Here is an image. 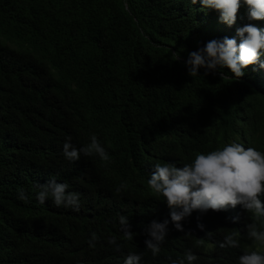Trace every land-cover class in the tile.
<instances>
[{
	"label": "trees",
	"instance_id": "16d2710c",
	"mask_svg": "<svg viewBox=\"0 0 264 264\" xmlns=\"http://www.w3.org/2000/svg\"><path fill=\"white\" fill-rule=\"evenodd\" d=\"M219 17L199 0H0V264H125L130 253L143 254L140 264H189V250L192 264H239L245 252L264 253L246 227L264 231V218L240 205L193 210L179 231L148 185L155 164L183 167L232 142L264 154V50L239 79L226 67L187 73L189 53L208 41L239 44L238 28H264L244 0L234 24ZM93 134L107 164L64 157L66 138L79 149ZM50 178L80 194L79 211L37 202ZM154 219L169 220L156 256L144 231ZM232 233L239 247L220 248Z\"/></svg>",
	"mask_w": 264,
	"mask_h": 264
},
{
	"label": "clouds",
	"instance_id": "9594fccd",
	"mask_svg": "<svg viewBox=\"0 0 264 264\" xmlns=\"http://www.w3.org/2000/svg\"><path fill=\"white\" fill-rule=\"evenodd\" d=\"M202 9H216L220 12V20L228 25L235 23L237 12L240 7V0H199ZM248 6V17L250 20L264 19V0H244ZM197 0H192L196 4ZM231 31V30H229ZM240 38L237 44L236 38L227 36L222 39H213L196 51L189 53L185 66L187 73L191 77L200 75V69H204V75L214 74L217 68H227L234 74V79L242 77L249 65L259 61L264 50V28L254 24H246L236 30ZM175 54V53H173ZM179 54L176 59H179ZM264 68V62L260 63ZM71 138H66L63 143V154L69 162L80 160L81 155L85 157L98 156L106 164L110 156L105 147L99 142L96 135L91 136L90 143L77 149L70 142ZM149 187L157 194H161L171 209L170 218L175 228L184 231L182 221L188 218L193 210L201 213L212 209L220 211L228 206L235 208L242 206L247 212L259 220L264 218V202L261 196L264 195V154L253 147L232 142L222 149L211 151L207 154H197L191 164L177 167L172 163L163 165L155 164V171L148 180ZM39 191L36 193V200L44 204L47 199H51L56 207L71 208L74 211L80 210V194L69 191V186L65 183L57 182L50 178L43 184L38 185ZM117 192L120 191L118 188ZM18 198L28 202L29 196L23 189L19 191ZM233 223L239 217L231 218ZM119 223L124 236L128 240L134 238L131 231L130 219L121 215ZM169 220L163 222L152 220L144 226V231L148 235L145 240L146 249L156 256L161 249V245L168 236ZM203 230L204 225L198 224ZM247 236L260 246H264V231L257 229L256 223L247 226ZM238 233H232L224 237L219 244L220 248H238L239 241L236 238ZM93 234L89 241L90 245L95 240ZM110 243L115 244V238ZM117 250L120 246L116 245ZM142 253H130L125 258V264H140ZM189 264L197 259V256L189 250L185 253ZM172 264H177L172 261ZM179 264H184L183 260ZM239 264H264V253L259 250L245 252L239 257Z\"/></svg>",
	"mask_w": 264,
	"mask_h": 264
}]
</instances>
